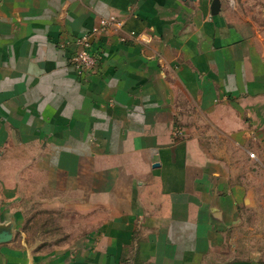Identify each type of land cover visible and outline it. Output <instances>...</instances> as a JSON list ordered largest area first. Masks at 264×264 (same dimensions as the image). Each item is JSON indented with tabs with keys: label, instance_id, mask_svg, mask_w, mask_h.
<instances>
[{
	"label": "crops",
	"instance_id": "crops-1",
	"mask_svg": "<svg viewBox=\"0 0 264 264\" xmlns=\"http://www.w3.org/2000/svg\"><path fill=\"white\" fill-rule=\"evenodd\" d=\"M213 1L0 0V264H264V0Z\"/></svg>",
	"mask_w": 264,
	"mask_h": 264
},
{
	"label": "built area",
	"instance_id": "built-area-1",
	"mask_svg": "<svg viewBox=\"0 0 264 264\" xmlns=\"http://www.w3.org/2000/svg\"><path fill=\"white\" fill-rule=\"evenodd\" d=\"M111 28H122V22L115 16L102 18L97 29L72 41L76 44L77 51L71 57L70 62L71 66L78 74H92L97 71L100 62V56L99 54L93 53L91 51L92 40L97 35L103 34L107 29ZM132 35L134 36L135 34ZM137 37L145 44H150L152 42L151 36L147 33H141ZM122 42H126V39L123 38ZM70 44V42H63L61 44V48L65 49ZM250 158L257 159L256 154L251 153Z\"/></svg>",
	"mask_w": 264,
	"mask_h": 264
},
{
	"label": "rangeland",
	"instance_id": "rangeland-1",
	"mask_svg": "<svg viewBox=\"0 0 264 264\" xmlns=\"http://www.w3.org/2000/svg\"><path fill=\"white\" fill-rule=\"evenodd\" d=\"M250 152L255 153L256 151L250 150ZM250 160H251V172L253 174L257 175V179L253 180V182L255 183V186L257 188H260V186L263 185L261 183V180L259 179L262 176L261 171H263L262 170L263 168H261V166L258 164V160L257 159H251L250 158ZM263 180H262V182H264ZM27 220H28V222H27V224L25 226L24 231L25 232L28 231V233H30V234L31 233L35 234L37 232H42V230H45V229L48 230V233H51V234L58 233L59 231H61V228L53 227L51 225H48L47 227L46 226H38L37 225V229H36V227L34 225L37 223L36 222L37 220L38 221L46 220L48 222V224H50L51 223V218L50 217H47V218L44 217V219H36V215H33V216L31 215ZM25 240L27 241V239H25ZM46 245H48V244H46ZM54 245H56V246H64L62 243H54V244L49 243L50 247H53ZM127 264H143V263L140 262L139 260H133V262H130V263H127Z\"/></svg>",
	"mask_w": 264,
	"mask_h": 264
},
{
	"label": "water",
	"instance_id": "water-1",
	"mask_svg": "<svg viewBox=\"0 0 264 264\" xmlns=\"http://www.w3.org/2000/svg\"><path fill=\"white\" fill-rule=\"evenodd\" d=\"M196 1V0H191ZM221 11V0H214L212 5V15H217Z\"/></svg>",
	"mask_w": 264,
	"mask_h": 264
}]
</instances>
